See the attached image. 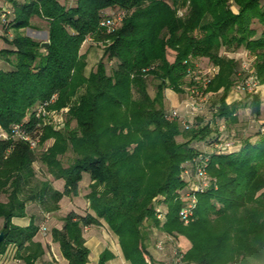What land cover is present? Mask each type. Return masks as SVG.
I'll return each mask as SVG.
<instances>
[{
  "label": "trees",
  "instance_id": "16d2710c",
  "mask_svg": "<svg viewBox=\"0 0 264 264\" xmlns=\"http://www.w3.org/2000/svg\"><path fill=\"white\" fill-rule=\"evenodd\" d=\"M232 3L237 14L230 9ZM183 7L188 13L178 17L177 10ZM109 8L127 12L123 24L110 33L100 27ZM35 17L47 20L48 47L22 33L32 27ZM253 17L264 24V0L15 3L14 15L6 21V29L16 31L6 39L12 47L0 50V58L13 67L0 71V126L7 132L0 136V194L8 197L0 200V219L5 221L0 252L15 243L19 255L38 232L34 223L27 228L12 223L13 217L26 214L29 201L42 207L43 223L47 213L59 209L64 196H78L89 177L86 197L96 215L73 210L65 216L63 229H53L69 264H88L83 229L101 225L100 219L119 236L131 264H148L146 240L150 237L153 243L166 234L173 237V242L167 241V251L179 248L181 237L189 242L190 247L182 250L183 264H264V171L255 163L264 158V132L256 142L250 138L240 142L237 151L209 152L212 185L198 195L196 218L185 224L180 217L184 201L182 195L180 201L176 199V193L195 177L194 159L208 151L199 143L213 130L197 120H169L162 94L167 84L180 90L181 73L192 56L212 61L220 66L208 86V91L221 94L216 115L236 124L248 104L227 103L233 87L237 89L238 64L219 57L218 50L222 45L245 46L263 50L264 56V33L254 38ZM88 37L110 41L91 71L81 54ZM154 43H159L158 49ZM105 58L116 62L110 73ZM159 59L161 63L153 66ZM259 64L264 83V59ZM149 76L162 80L154 98L147 89ZM53 102L54 107H68L61 128L38 115ZM250 105L258 115L260 97L251 99ZM225 131L219 128L218 137L233 136ZM32 140H39L36 147ZM37 163L47 168L42 179ZM51 178L63 180V189L54 188ZM159 214L164 218L159 219ZM155 230L160 231L157 236ZM32 258L26 264H33ZM106 260L104 253L100 264Z\"/></svg>",
  "mask_w": 264,
  "mask_h": 264
},
{
  "label": "rangeland",
  "instance_id": "374dc122",
  "mask_svg": "<svg viewBox=\"0 0 264 264\" xmlns=\"http://www.w3.org/2000/svg\"><path fill=\"white\" fill-rule=\"evenodd\" d=\"M6 1L7 0H0V48H2V46L5 44H7V48H11L12 45L8 43L6 39H12V37L16 34V31H10L11 28H8L9 30L6 29V27H9V24H7L6 21L10 19V16L14 15L13 6L6 8V10L7 9L10 10V14L6 16V19L2 18L1 16V14L4 11L3 9H5L6 7L3 4L7 5ZM64 1L67 5L74 3V0H64ZM230 9L235 14L239 12L238 7L234 3L231 4ZM187 13H188V7L179 8L177 10L178 17H185ZM32 28L34 30H31ZM251 28L256 29L257 32L254 35V38H259L262 32L264 33V24H261L257 18L254 17L252 18ZM35 29L37 31H35ZM47 29H48L47 20L35 17L33 18L32 21V27H29L27 30H23V31L25 32L26 35L28 36L31 35L35 40L43 42L46 37ZM6 31L11 32L12 35L9 33L11 38L5 36ZM23 31L22 33H24ZM109 43L110 41L106 43L103 41H97L92 37H88L86 39V41L83 43L81 47V54H85L86 56V60L88 63L87 66L88 71H91L96 68L98 61L104 54L106 45H108ZM153 46L154 48L158 49L159 43H154ZM261 51L263 52V50H260L259 48L251 49V48H246L245 46H242L237 49H233V47H228L226 45L224 46L222 45L218 50L219 57L226 59H233L238 64V69L234 75L235 86L237 82L239 84L241 80L243 81L244 79H247L249 77L251 78L253 77L254 79L251 90L249 92L248 91L245 92L246 94H244V92L243 94L242 93L240 94L239 90L233 87L232 91L228 96L230 97L229 101H233L234 98H236L237 101H235L234 103L236 102L247 103L248 107H250V109L247 110V114L244 115V118L242 120V126L234 127L235 124L226 121L224 118L217 117L216 109L220 102L219 99L221 94L220 92L208 91V86L218 76L220 72V66L213 63L212 61H210L209 63L205 62L204 58H196L192 56L189 62L186 63V67L184 71H182L181 73L183 74V76L179 85L181 87L180 90L175 91L170 86L168 87L167 84V87H165L162 93L164 95L165 103L168 104L167 111L171 110V107L169 106V101H170L169 94L171 91H174L175 93L178 94L179 97L180 104L174 108H178L179 113L181 115L180 119H183L182 118L183 116L189 121H192V119L193 121L197 120L198 122L201 123L200 126L209 125V127L213 130V135L209 137L207 140L203 141L204 145L207 147L209 146L210 141L217 139L219 135L217 134L218 129L219 128L223 129L222 126H225L224 129L226 131H229L230 135H233L232 137L234 139L239 140L240 142H243L246 138H250L252 142H256L257 140L261 139L262 138L261 127H264V83L261 81L262 76L260 77L261 74L259 73V69L257 68L261 65L259 63H262L264 59V56L261 55L262 53ZM105 62L107 63L108 71L110 73L111 69L115 66L116 62L115 60H108L107 58H105ZM159 63H161L160 59L156 62L154 61L153 66L159 65ZM1 65L6 66L8 64L3 62L0 63V67ZM147 82H148L147 83L148 92L151 95V97L154 98L157 94V86L160 85L162 80L156 78V76H149ZM194 87L195 88L199 87V89H201V92H203L205 98L203 101L202 100L199 101V105L201 106V108L197 110L189 109L186 102L188 93L190 92L189 89H192ZM255 96H259L261 99V110L258 115L253 113L252 106L250 105L251 99H253ZM134 97L137 98L138 95L134 93ZM198 98L202 99L200 97ZM54 102L50 106H47L45 108L44 116L46 117V119L48 118L52 119L53 121L52 124L61 128L62 125L64 124L63 120H65L63 119L62 113L67 112L68 107L65 108L54 107L52 106L54 105ZM242 109L240 110V114H244ZM193 114L194 116H197L195 119L193 118ZM73 125L75 126V123H73ZM4 133L7 134L6 131H4ZM49 143H51V140L49 141ZM236 148L237 146H235V150L237 151ZM64 160L67 161V156L64 157ZM255 163L258 166V168L264 171V158L261 160H256ZM36 170L39 179L46 177L47 168H43V167L41 168L40 164L37 163ZM181 177L184 179L183 173L181 174ZM188 186H189V181L185 182L184 188L177 191L176 199L180 201V196L182 195L183 190ZM157 205L158 207L161 206L159 205V203ZM146 225L149 226L150 222H146ZM156 232L159 233L160 231L156 230ZM157 233L156 236L158 235ZM155 242L152 243V239L150 237H148V239L146 240L145 246L146 248H148L149 253L155 251L157 252V249L155 247ZM177 244L179 248L183 251H186L188 249L187 248L188 246L181 240L177 241Z\"/></svg>",
  "mask_w": 264,
  "mask_h": 264
},
{
  "label": "crops",
  "instance_id": "0c3cea01",
  "mask_svg": "<svg viewBox=\"0 0 264 264\" xmlns=\"http://www.w3.org/2000/svg\"><path fill=\"white\" fill-rule=\"evenodd\" d=\"M24 1L25 0H7L6 1L7 5L3 4L4 6H6L5 9L3 10H6V8L12 6L13 8H15V3L20 4ZM31 30L34 29L32 28ZM10 31H15V30L11 28ZM10 31L5 32V36H7L8 38H11V36L9 35V33L11 34ZM35 31L37 30L35 29ZM23 34H25V32ZM48 39L49 38H48V30H47L46 37L43 42L48 41ZM2 49H9V48H7V44H5L2 46V48H0V50ZM3 62H5L8 65L6 66L1 65L0 71L10 70L13 68L9 61L0 58V63ZM239 92L240 94L241 93L243 94V92L241 91ZM244 94L246 93L244 92ZM169 97H170L169 106L171 107V109H173L174 107L180 104L178 94L175 93L174 91L170 92ZM229 98L230 97H228L227 99L228 104H232L235 101H237L236 98H234L233 101H229ZM166 107H168L167 103H166ZM248 109H250V107L248 106L242 109L244 114H239L238 123L235 124L234 127L242 126V120L244 118V115L247 114ZM194 114H193V118L196 117L194 116ZM182 118L185 117L182 116ZM2 135H6V134L4 133V130L0 126V136ZM199 145L203 149L206 148L204 142H200ZM239 146L240 145L238 144L236 149H238ZM51 182L54 188L58 190H62L64 187L63 180H56L51 178ZM89 184H90V179L89 177H86L85 181L83 182V186L81 188L80 194L78 196L76 197L64 196L60 200L59 209L52 211L51 213V219L47 224L48 229L46 232H42L40 229L43 219L42 207L36 201H29L26 208V214L24 216L13 217L12 223L15 227H20V228H27L30 226L31 223H34V225L38 228V232L35 234L32 240L26 242L24 248L20 251L17 260L11 261L9 263L0 262V264H26V260L32 257H34L32 258L33 264H69L68 259H66L62 253L61 245L59 241H57L54 238L53 229L54 228L60 230L63 229L65 216L70 211L73 210L80 214H85L89 212L93 215H96L95 212L90 208V202L86 197L89 189L88 188ZM7 198H8L7 195L0 194L1 201H7ZM100 221H101V225L88 226V227H84L83 229V235L86 240V246L90 251L88 264H100L101 256L104 253H106L107 255V260L105 264H131L129 261L125 259L123 250L121 248L119 236L110 229L109 225L104 219H100ZM4 226H5L4 219H0V232L2 231ZM179 240L183 241L188 246L187 248L190 247V244L186 239L181 237L179 238ZM171 253H172L171 247L170 249H168L166 253H160L158 251L152 253L150 252V255L146 256V261L148 262V264H152V262L155 261L159 264H165V262L171 257Z\"/></svg>",
  "mask_w": 264,
  "mask_h": 264
},
{
  "label": "built area",
  "instance_id": "2783aa9c",
  "mask_svg": "<svg viewBox=\"0 0 264 264\" xmlns=\"http://www.w3.org/2000/svg\"><path fill=\"white\" fill-rule=\"evenodd\" d=\"M10 14V10L3 11L2 18H6V16ZM127 15L126 10L120 9V10H108L107 12L103 13V18L100 22V27L105 29L108 33L115 31L118 29L122 24ZM215 70V68H214ZM211 71V70H210ZM253 77H249L247 79H244L237 85V89L241 92H249L251 90V87L253 85ZM188 97H187V106L189 109L197 110L201 108L199 105L200 100H204V94L201 92V89L198 88H192L189 89ZM201 93H200V92ZM198 94V95H197ZM203 96V97H202ZM198 97L202 98L199 99ZM45 113V107H43L38 115ZM181 115L179 113L178 108H173L169 111V114L167 115V118L169 120H174L177 118H180ZM187 121H183V123L186 125ZM224 129L225 126H222ZM19 127H16L17 132ZM261 132H264V127H261ZM24 137V133H21ZM3 137H6L7 135H2ZM26 138V137H24ZM28 139V138H26ZM39 140H32L31 144L33 147H36ZM240 143L239 140L234 139L233 137H222L219 136L217 139H214L210 142L208 146V151H205L203 153L198 154V158L194 159L195 167H196V174L192 181H190L189 186L187 187V190L185 194H182L181 199L184 201V206L182 207L180 211V217L182 221L185 224H189L195 217V211L198 206V195L200 193L205 192L210 186L212 185V179L208 173L207 167L210 162V156L209 152H218V153H224V152H230L235 149V146H237ZM46 221L41 224V231L46 232L47 231V224L48 221L51 218V215L47 213L46 215ZM164 214H159L158 218L163 219ZM167 241L173 242V237L170 235H164L163 237L159 238L155 242V247L158 252L160 253H166L167 252ZM172 255L171 257L165 262V264H183L184 263V252L178 248L177 246L171 248ZM18 258V248L15 245V243H9L3 252L0 254V262H11L15 261Z\"/></svg>",
  "mask_w": 264,
  "mask_h": 264
},
{
  "label": "water",
  "instance_id": "95a60500",
  "mask_svg": "<svg viewBox=\"0 0 264 264\" xmlns=\"http://www.w3.org/2000/svg\"><path fill=\"white\" fill-rule=\"evenodd\" d=\"M42 46L43 47H48L49 46V42H43ZM4 239H5V232L1 231L0 232V249H1V246H2V243H3Z\"/></svg>",
  "mask_w": 264,
  "mask_h": 264
}]
</instances>
